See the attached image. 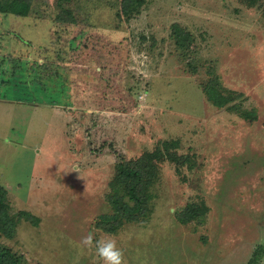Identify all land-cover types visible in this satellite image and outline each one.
<instances>
[{"label": "rangeland", "instance_id": "374dc122", "mask_svg": "<svg viewBox=\"0 0 264 264\" xmlns=\"http://www.w3.org/2000/svg\"><path fill=\"white\" fill-rule=\"evenodd\" d=\"M32 2L0 13V184L40 220L0 246L24 264H102L80 243L92 232L126 264H264V0H148L131 17L121 0ZM207 83L235 99L215 106ZM173 139L194 165L162 162L152 212L98 228L121 157ZM202 200L205 220L180 222Z\"/></svg>", "mask_w": 264, "mask_h": 264}, {"label": "trees", "instance_id": "16d2710c", "mask_svg": "<svg viewBox=\"0 0 264 264\" xmlns=\"http://www.w3.org/2000/svg\"><path fill=\"white\" fill-rule=\"evenodd\" d=\"M248 6H254L259 0H243ZM148 0H121V8L118 12L120 16L131 17L141 12L142 7ZM32 0H0V13H12L16 16H28L32 10ZM66 19L73 22L74 17L69 9L64 10ZM63 20L62 14L59 15ZM183 29L177 32L178 43L183 45ZM207 99L219 108L228 106L235 99L233 95H226L216 87V84H206L203 87ZM236 109L239 116L254 122L259 116L253 109L243 108L237 103L229 106ZM180 143L177 139L165 140L154 150H147L136 159L126 160L121 157L117 163L116 174L110 181V191L108 201L113 212L103 214L96 221L98 228L107 232H117L125 224L143 220L152 212L151 201L154 199V185L160 180L161 164L164 161H171L178 167L185 164L194 165V159L187 154H180L178 148ZM8 189L0 184V232L8 238H13L17 232L20 220L37 224L40 220L34 214L19 210L12 211L9 200ZM186 210L181 213L179 220L182 223H189L198 220H205V216L210 211L205 200L200 203H188ZM0 264H24L22 257L7 246H0ZM253 264V263H251Z\"/></svg>", "mask_w": 264, "mask_h": 264}, {"label": "clouds", "instance_id": "9594fccd", "mask_svg": "<svg viewBox=\"0 0 264 264\" xmlns=\"http://www.w3.org/2000/svg\"><path fill=\"white\" fill-rule=\"evenodd\" d=\"M81 246L95 250V255L102 264H126L124 252L117 246L114 238L96 239L95 234L90 232L82 237Z\"/></svg>", "mask_w": 264, "mask_h": 264}]
</instances>
